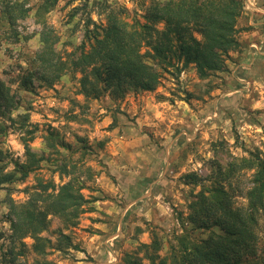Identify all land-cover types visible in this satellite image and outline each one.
Listing matches in <instances>:
<instances>
[{"label": "rangeland", "instance_id": "374dc122", "mask_svg": "<svg viewBox=\"0 0 264 264\" xmlns=\"http://www.w3.org/2000/svg\"><path fill=\"white\" fill-rule=\"evenodd\" d=\"M166 1L58 0L44 19L56 38L53 49L64 71L57 79L48 75L49 83L34 80L30 92L20 81L36 71L31 60L41 47V25L34 18L39 0H26L30 11L17 23L18 39L10 37L0 21V78L17 102L11 113L16 123L5 121L9 128L0 138V150L9 159L26 162L21 138L28 136L17 117L25 114V127L33 132L28 146L45 159L24 181L0 186L1 264H9L12 245L10 203L24 205L39 192L38 184H53L45 194L55 195L70 182L87 203L74 225L49 214L39 234L43 252L24 237L14 243L11 264H122L124 254L142 257L139 245L150 243V232L161 238L158 254L163 257L176 245L181 219L192 229L185 221L187 205L201 185H211L216 168L224 171L233 159L251 153L258 152L264 160V0H242L236 24L239 47L228 53L224 73L200 79L194 65L183 66L173 51L166 60L157 58L154 46L166 43L161 36L165 24L159 22L153 26L154 36L138 49L159 76L153 90L127 88L122 96L106 92L96 99L80 93L82 74L70 69L68 60L80 50L88 51L85 34L101 32L110 16L126 30L135 22L145 24L152 6ZM191 34L203 41L194 27ZM54 161L65 164L68 173L56 171ZM188 173L200 176L201 184L184 185L181 177ZM251 174L240 171L221 182L231 193L240 192L248 187ZM234 202L244 205L245 199L236 193ZM190 233L191 238H206L198 230ZM62 235L78 250L67 248ZM258 235L263 241L262 218ZM142 264L149 262L143 259Z\"/></svg>", "mask_w": 264, "mask_h": 264}, {"label": "trees", "instance_id": "16d2710c", "mask_svg": "<svg viewBox=\"0 0 264 264\" xmlns=\"http://www.w3.org/2000/svg\"><path fill=\"white\" fill-rule=\"evenodd\" d=\"M57 2L39 0L34 13L35 20L41 25V47L31 60V65H36V71L27 72L20 81V87L27 92L31 91L34 80L49 83L48 75L57 79L64 71L65 64L56 59L53 49L56 38L44 19ZM25 5L26 0H0V21L6 26L5 32L14 39L19 37L15 29L18 21L25 20L29 15L30 9ZM242 6V0H167L152 6L144 16L145 24L135 22L128 30L117 18L110 16V23L101 32L92 30L85 34L88 51L80 50L70 57L68 67L81 72L80 93L85 97L96 99L106 92L122 96L127 88L153 90L159 76L152 66L144 62L138 49L141 43L154 36L153 26L164 22L161 36L166 43L165 46H154L157 58L166 60L167 53L173 51L174 57L182 61L183 66L194 65L200 79L224 73L228 53L239 47L236 24ZM193 27L201 35L202 42L191 34ZM16 109L17 102L10 87L0 78V138L9 128L5 121L16 123V119L11 117ZM17 117L21 119L20 129H24L28 136L21 138L27 160L19 163L0 150V186L24 181L45 160L37 157L28 146L33 132L25 127L27 115ZM49 139L53 141V138ZM50 146L54 147L53 144ZM54 163L60 174L68 173L65 164ZM9 167L12 169L8 170ZM240 171H252L248 187L240 192L233 190L245 199L244 205H236L235 194L221 182ZM181 180L186 186L201 184V178L196 173L184 174ZM38 188L39 192L31 194L24 205L15 207L10 203L8 222L12 245L10 258L7 259L9 264L15 261L14 243L24 237L34 240L35 251L43 252L44 245L39 234L46 229L49 214L74 225L81 207L87 203L70 182L59 186L55 195L45 194L48 189H54L53 184H38ZM44 195H48L47 198ZM41 202L46 204L38 209L37 204ZM187 206L189 214L185 221L191 225L190 231L206 233V238H191L181 219V233L174 237L176 245H171L163 257L158 254L161 238L157 233L150 232V243L139 245L142 257L127 253L121 258V263L142 264L145 259L149 264H264V240L261 241L258 235L259 219L264 221V160L258 152L233 159L224 171L216 168L211 185H201V189L192 194ZM62 239L67 248L78 250L68 236L62 235Z\"/></svg>", "mask_w": 264, "mask_h": 264}]
</instances>
